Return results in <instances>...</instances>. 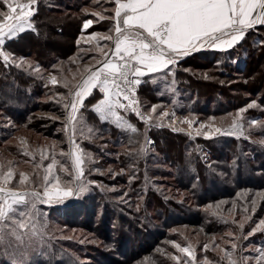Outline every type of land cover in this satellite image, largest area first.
<instances>
[{
  "label": "rangeland",
  "instance_id": "374dc122",
  "mask_svg": "<svg viewBox=\"0 0 264 264\" xmlns=\"http://www.w3.org/2000/svg\"><path fill=\"white\" fill-rule=\"evenodd\" d=\"M22 2H26V0H22ZM46 2L52 5L55 4V0H45V3ZM72 2L75 1H71V3ZM78 2H87L84 3L87 4V6L81 10L84 15L82 26L86 20H92L93 23L88 27L90 31L96 24H98L99 28H106L109 26L110 29L112 27V21L107 19L101 20L99 16L93 15L94 12L102 13L105 16L113 15L111 11H104L105 9L112 8V0H79ZM99 3L101 5H98ZM34 8L36 12L37 5H35ZM0 11H6V7L2 5V0H0ZM109 29H105V32L100 31L102 30L100 29L99 31L93 30L87 33L84 31L86 29L82 27L83 33L77 39L79 44L76 42L79 48L75 56L71 59L75 63H78L77 67L79 68L76 72L69 71L67 76H65L66 74L64 75V73H61V75L60 71H63L60 70L62 69L61 63H49L45 66L40 65L39 73L34 72L32 69L31 74L33 77L41 78L48 87L61 85L59 82L55 85L52 84L49 79L50 75H56L58 81L63 80L62 76H64V78H68L69 76L70 80L74 76L79 78L85 65L95 64L96 61L93 60V57L99 55L96 51H85L89 48L94 49L96 44V41L89 42L88 37L97 32L107 33ZM99 44L103 47L105 44H108V42L100 40ZM78 54L82 56L78 58ZM85 57H90V60L82 63V59L84 60ZM215 59L217 60L213 61L216 62L215 67H217L218 70H225L226 72L236 74L234 73L236 70H230V67L226 66L227 62H225V60L230 59L226 56L225 52L215 57ZM34 60L35 57L29 58L25 61V64L26 62H30L33 66L38 65ZM235 60L236 58L234 57L232 61ZM15 62L20 63V59H15ZM181 68L183 72H190L189 67H179L177 64L174 66L175 75L176 71ZM166 72L167 70L156 73L155 77L152 79L155 81L154 83H157L159 88L158 93H156L153 99L141 98L139 94L140 110L142 112L150 113L152 106H157V112L152 114L153 119L147 124L144 123V127H150L154 130H168L186 139V142L190 141L192 144L190 150L192 151L194 148L192 155L198 156L199 161L202 162L203 166L208 171L207 176H202L201 179L197 178L193 165L194 161L192 159L188 166L183 165L180 172L182 175L180 176L178 166L175 165L173 159L168 158L169 161L164 158L157 151L159 146L155 144L154 139L151 137L145 139L144 142L143 139H141V143L137 138L131 139L128 137L125 141L119 137L116 139L109 137V135L105 134L108 131L101 127L102 123H97V121H95L97 114L92 111V106L97 103L100 98H98L99 94L93 91L92 99L89 103L85 104V109L82 112L84 122L88 127L93 129V133L91 134L92 138H84L80 135L78 130L75 136V143L79 144L85 154V162L82 165L84 174L80 177V181L88 185V191L105 192V195L101 199H97V204L93 203L94 207L92 208H94L96 212V218L93 220L94 226L91 228L88 225L91 223L90 220L82 225L76 224L75 220H73V223L70 225H67L64 221H61L59 224H53L55 221L51 223L47 220V214L50 213V206L39 205L41 213L47 221L48 228L53 224L52 229L56 235L55 240L58 242L59 246L64 248L65 252L60 256H56V254H54L55 256H50L48 251L44 249L46 245H48L45 244V240L43 247L40 246L39 242L33 241V245L38 251L32 254V264H49L50 260L59 257L60 259L58 260L61 261L60 264L66 263V261L63 262L62 260L68 257H71L70 260H76L77 263L75 264H185V261L189 258L174 248L171 242L179 243L182 247L191 245L196 256V264H201L205 257H207L211 264H227V260L223 259L224 253L220 251V249L232 251V243L238 245L234 253V259L241 256L255 257L257 255L255 249L264 248V232L257 231L254 235L247 236V233L251 231L261 219H264V198L258 196V194L264 193V187H249L256 186L258 183L259 185L264 184V172L262 170L264 156L257 151L258 148L264 150V143L260 142L264 140V129H262L260 125H253L250 128L248 124L251 120L264 123V97H254L255 99L253 102H255L258 107L251 108L242 113V122L244 123L245 132L248 136L247 139H245L244 136L237 138L235 135H221L215 132L214 129L217 127L225 130L230 129L233 120L237 118L238 110L245 107L243 105L236 106L228 113L219 115L204 112L201 109L207 111V106L202 105L203 103H198L197 105L195 103V97L192 98V93L188 89L178 86L175 76L173 77L171 74L166 75ZM227 78V80L221 78L217 79L222 82V86H224L227 94L235 98H240L241 100L239 101H242L243 96L249 95L246 93L228 92L226 89L232 86L233 82H238V79L230 78V76H227ZM173 79L175 80V84H172ZM0 88L1 92H4L2 86ZM171 89L175 90L172 91ZM53 97L52 95L45 97V99L49 100L53 99ZM160 97H163L165 101H158ZM155 98H158V100ZM259 98L261 99L259 100ZM217 105L219 106V104H213L211 107H218ZM162 110L169 112L170 115L160 116ZM173 112H175L174 117L171 115ZM1 113L2 111H0V131L3 130L5 125H8L7 119L5 120ZM120 115L124 116L134 125L129 116H136L135 113L130 111L125 113L123 110H120ZM29 117L30 118L27 119V124L33 123L34 131H32V133L25 132L23 125H19L16 127V130L19 131L15 134V137L13 136L10 138L7 143L2 141L3 145L0 146V164H3L4 170H7L8 167L15 169L16 178L12 182V187L19 191L25 190V187H27L28 190H31L34 186L39 187L40 180L37 179V177H42L44 172L43 167L36 168L35 165L40 163L41 153L48 157L47 160L43 161L44 166L51 162L53 155L56 159L60 157L57 160L61 164V157L66 156L61 155V152L67 154V149L69 148L70 152L72 148L69 144V133L65 129V115L62 113L54 114L51 112L39 111L31 114ZM86 117L90 118L88 119L90 123L87 121ZM136 118L139 122H143L137 116ZM184 118L193 120L191 127H189L188 124L181 123V120ZM106 122L115 125V123L111 121ZM202 123L206 125L210 124L211 127L201 128L200 125ZM12 125L14 127L16 123H12ZM38 130L42 135H34L38 133ZM85 132H87V129H85ZM198 132L201 134L198 135ZM2 133L3 131L0 132V137ZM45 134L49 137H44ZM41 136L51 140V142L46 141L48 144L47 146H38L37 141L41 139ZM55 137H58L59 141L54 140ZM21 141H23V143ZM63 144L66 145L65 149H61L60 147ZM114 144L119 146L118 150L114 148ZM142 147L145 148L143 155L146 159L141 168L140 165L136 164L138 160L135 159V157H141L142 154H139L138 151L139 148L141 149ZM25 150L33 154L35 159H33V155H24L22 151ZM120 152L126 153L128 158H123L119 161ZM145 155L149 157L148 162V157ZM189 157H191V153H189ZM130 158L132 159L130 160ZM10 161L12 162L11 164H9ZM65 162H67V160ZM64 166L68 168V172L60 171V165L58 164L54 174L60 176L62 185L68 184L69 186H74L73 172L70 171L67 165ZM186 168L191 171L190 174H185L187 172ZM20 172H25L29 174L30 178L36 179V184L18 187ZM63 172L68 176V179H64L61 176ZM144 180L148 182L150 187L149 192L148 188L144 187ZM200 187L203 190L206 189V191H200ZM240 187L242 188L240 189ZM40 190L42 191V189ZM159 196L163 197L161 198L164 200L163 203L168 202L167 208L169 207V209L167 215H164V212H161L162 208L157 206L159 200H157V197ZM197 198H205L212 202H208L200 207L198 206L199 203L197 204V202H199ZM254 198L256 199V205L255 212L253 213L251 201ZM71 200L72 197L67 198V201ZM144 203H153L151 209L146 211L153 215L149 223L150 227L154 229L151 231V234L158 230H160V232L152 235L154 239L141 236L137 238L136 241H132L131 239L126 240L125 236H127V238L131 236L130 232L132 231L128 232L130 226L141 227L139 223L140 208ZM79 204H76L77 206L75 205V214L78 215L83 213V207H87V205L80 206ZM245 207L248 208V212L243 211ZM155 210L157 213L154 212ZM158 210L163 214L166 220H186V225L170 227L168 229L162 228L160 224H158L162 216L159 215ZM103 211L108 213V218L113 220L111 221L113 225L115 224L117 227L120 225L123 226V228L127 227L125 229L128 231L124 232L125 235H120L122 236L120 241H125V244L131 247V252L132 249H134V251L129 254L126 260L119 255L120 253L117 247V241L119 242V239L116 231H113L111 237L107 238V235H105L103 231L100 230V232L95 230L100 222ZM53 212L61 214L60 210H54ZM92 212L90 215L93 218L94 212ZM214 212L216 213L215 215L213 214ZM63 213L64 212L61 214L62 216ZM197 213H200V216L196 215ZM246 216H251V220H245L244 217ZM82 217H85V213ZM200 217L202 218L201 226L197 225L198 223L200 224ZM233 220H235L236 223H233ZM240 222L244 223V229H246V231L243 235L247 236V239H244L241 234L239 235L233 231V229L239 227ZM162 232L166 234L167 238H162L159 235ZM229 232L232 233L231 236L227 235ZM139 235L140 234H137V236ZM46 236L47 234H45V238ZM140 244H145V247L140 249ZM205 244L208 245L207 250L204 248ZM9 250L11 251V249ZM245 250H248L250 254L243 255L242 253ZM40 252H42V254ZM137 253H140L138 254L141 255L140 259H135L136 256L134 255ZM235 254H237V256ZM173 256L179 257L180 260L177 261L172 259ZM10 261L11 256L5 255L4 251L0 249V264H6V262L10 264ZM249 264H255V261H250Z\"/></svg>",
  "mask_w": 264,
  "mask_h": 264
},
{
  "label": "snow or ice",
  "instance_id": "6c2138e0",
  "mask_svg": "<svg viewBox=\"0 0 264 264\" xmlns=\"http://www.w3.org/2000/svg\"><path fill=\"white\" fill-rule=\"evenodd\" d=\"M38 0H2L6 11H0V58L5 66L15 65L23 67L25 61L21 58L16 63L13 55L4 51L6 40L17 38L18 34L32 29L31 18L35 15L34 6ZM114 7L105 9L113 15L105 16L94 12L101 20L113 21L112 27L107 33H93L88 41H96L95 48L85 51H96L100 58L93 57L95 64L85 65L79 78L75 76L69 80L64 78L57 80L56 75H50L52 84L58 82L67 89V95L61 94L65 109V129L69 133L71 151L67 155L72 161L76 171L77 183L74 186L63 184L58 174H54L57 165L60 171L68 172V168L53 155L51 162L46 166L43 161L48 157L41 153L40 163L36 168L43 167V176L39 187L28 190L25 186L35 185L36 179L30 178L25 172L19 173L18 187H25L19 191L12 187L16 178V171L12 167L4 170L0 164V249L5 255L11 256L10 264H32V254L37 252L33 241L39 242L43 247L44 236L47 231V221L44 218L39 205L61 203L69 197L88 191V185L80 181L83 176L84 152L79 144L75 143V136L79 133L84 138H92L93 129L84 122L81 109L85 106V99L93 96V90L98 89L103 98L92 106L101 122L111 121L122 130L138 133V129L132 125L120 110L129 111L147 124L153 119L152 114L157 112V106L153 105L150 113H144L139 108L137 88L143 82L144 77L151 74L165 73L175 76L174 66L184 57L202 49H214L227 51L245 40L246 34L257 26H264V0H112ZM93 23L86 20L83 27L87 29ZM110 42L103 47L99 41ZM79 44V41H77ZM172 66V67H170ZM55 67V66H54ZM28 69L39 73V65L27 64ZM155 82V81H153ZM175 84V80H172ZM174 91L175 89H171ZM126 102V103H125ZM258 107L255 102L249 103L245 108L237 112V118L233 120L230 129L215 128L214 131L221 135H235L237 138L244 136L245 132L242 113L248 109ZM169 112L161 111L160 116H169ZM175 116V112L171 114ZM181 123L192 126L193 120L184 118ZM249 127L260 125L264 129V123L256 120L248 122ZM201 128H210L211 125L201 124ZM87 129V132H85ZM198 135L201 133H197ZM23 143V141H21ZM264 143V140L260 141ZM147 143V141H146ZM141 153L145 148L140 149ZM24 155H33L24 151ZM33 159L35 156L33 155ZM12 162L10 161L9 164ZM35 175V174H34ZM42 189V191L40 190ZM264 198V193L258 194ZM252 212H255L256 199L251 201ZM248 212V208L243 209ZM216 214L215 212L213 213ZM251 220V216L244 217ZM233 223H236L233 220ZM241 235L244 239L254 235L257 231L264 232V219H261L247 233L243 235L244 223H239ZM227 235L231 236L229 232ZM173 247L189 259L185 264H196V256L191 245L182 247L179 243L171 242ZM232 251L220 249L224 253L223 259L227 264H264V248L255 249L257 255L241 256L234 259V253L238 245L231 244ZM207 250L208 245H204ZM11 249V251H9ZM42 254V253H41ZM179 261L180 258L173 256ZM201 264H211L207 257Z\"/></svg>",
  "mask_w": 264,
  "mask_h": 264
},
{
  "label": "trees",
  "instance_id": "16d2710c",
  "mask_svg": "<svg viewBox=\"0 0 264 264\" xmlns=\"http://www.w3.org/2000/svg\"><path fill=\"white\" fill-rule=\"evenodd\" d=\"M71 1H75L72 2ZM79 0H55V4H48L45 3V0H38L37 3V10L35 12V15L32 17V24L34 30H26L24 33L18 34L17 38L6 41L4 46V51L9 52L13 55L14 59H20L23 58L24 61L28 60L29 58L35 57V62L38 63V65L45 66L49 63H61L62 72L65 76H67V73L69 71H75L79 68L77 67L78 63H75L73 60H71L79 48V45L76 43L78 37L83 33L82 32V23L84 22L83 14L81 10L87 6V2L79 3ZM86 1V0H83ZM103 3V2H101ZM98 5H101L100 3ZM111 5V4H109ZM99 7V6H96ZM111 7H114L111 5ZM112 13V12H111ZM113 24V21H112ZM111 27V26H110ZM102 29V30H100ZM105 29H109V26L106 28H99L98 24L93 26L91 31H104ZM87 33L91 32L88 28L86 30ZM105 32V31H104ZM104 43V42H103ZM109 46L110 43L108 42ZM226 56L229 57L230 60H225L227 62V67H230V70H236V74H232L231 72H226L225 70H218L216 66V62H214L215 57H218V55H222L224 53H218L213 52L210 50L202 49L200 51L194 52L191 55L184 57L182 60L179 61L178 66L179 67H189L190 72L186 73L183 72L182 68L176 71V83H178V86L184 87L185 89H188L192 93V98L195 97L196 101L195 103L198 105V103H203L202 105L207 106L205 111L204 109H201L204 112L211 113L214 115H219L223 113H228L231 111V109H234L236 106L243 105L244 107L247 106V104L252 103L255 99L254 97L258 96L263 98L264 97V26H257L255 29L251 30L249 33L246 34V38L244 41H242L240 44L236 45L233 49L226 51ZM82 56L81 54H78L77 57L79 58ZM238 56V57H237ZM91 57V56H90ZM90 57H85L84 60L82 59V63H85L87 60H90ZM97 58H100L99 55L95 56ZM236 58L235 61H232ZM76 59V58H75ZM214 60V61H213ZM76 61V60H75ZM213 61V62H212ZM212 62V63H211ZM30 62H26L23 67L17 68L15 65H9L5 66L2 58H0V87L4 89V92H1L0 88V111H2V116L4 119L8 122V125H5L3 128V133L0 137V146L3 145L2 141L7 143L10 138L13 136L15 137V134L19 131L16 130V127L19 125H23L25 132H31L34 131L33 123L27 124V119H29L31 114L37 113L39 111L44 112H51L54 114L62 113L65 115V109L63 107V101L60 100L61 94L67 95V89L62 87L61 85L54 87H48L46 83L39 77H33L31 74L32 69L27 68V64ZM96 63V62H95ZM32 64V63H30ZM46 68V67H45ZM57 73V72H56ZM231 73V74H229ZM59 74V75H60ZM62 75V74H61ZM227 76L233 79H238V82L234 83L233 85L228 87L226 90L228 92H238V93H246L249 95H246L245 97H242V101L240 98H235L234 96H231L230 94H227L225 91L224 86H222V82L218 81V78L221 79H228ZM155 77V74H151L149 77H144L143 82L140 85L139 94L140 97H145L146 99H153L155 97L156 93H158V85L157 83L152 82L153 78ZM64 79V76H62ZM72 78V77H71ZM68 79L70 80L69 76ZM220 82V83H219ZM242 83V84H241ZM94 93L99 94L98 98H102V95L98 89L94 90ZM57 94V95H54ZM54 96L53 99H45V97ZM219 97V98H216ZM241 97V96H239ZM259 98V100L261 99ZM92 99V97L86 98L85 104L89 103V101ZM158 100V98H155ZM264 100V98H263ZM158 101L164 102V98L160 97ZM213 104H219L218 107H211ZM264 104V102H263ZM84 108L81 110L83 112ZM250 110V109H248ZM199 111V110H198ZM258 114V113H257ZM132 123H134L135 127L138 129V133L133 134L130 131L122 130L121 128L117 127L116 125L109 124L107 122H101L96 116L95 121L101 122V127L108 131L105 134L109 135V137L116 139L117 137L127 140V138L135 139L137 138L140 142L141 139H143V142L148 137H151L154 139V142L156 145L159 146L158 152L166 159H173L175 165L178 166V172L180 173L182 170L183 165H187L190 163V160L192 159L195 174H197V178L201 179L202 176H207V169L203 166L202 162L199 161L198 156L192 155L194 152V148L191 151L190 148L192 147L191 142L187 141L186 139L178 136L177 134H173L169 132L168 130H154L150 127H144V122H139L135 115H130ZM87 118V117H86ZM87 118V121L90 123ZM86 121V122H87ZM16 123V126L13 127L12 123ZM88 123V124H89ZM21 129V128H20ZM0 131V132H2ZM124 131V132H123ZM24 132V133H25ZM37 134L34 135H40V131H37ZM42 135V134H41ZM44 137H49L47 134H45ZM34 138V137H33ZM51 138V137H50ZM32 139V135H31ZM44 140V142H43ZM54 140H58V137H55ZM50 141L46 138H43L41 136V139L37 141L38 146H47V142ZM141 143V142H140ZM32 144V143H31ZM130 145V144H129ZM189 146V147H188ZM10 147V146H9ZM61 149H65L66 145L63 144L60 146ZM114 148L118 150L119 146L117 144H114ZM69 153V148L67 149ZM257 151L264 156V150L257 149ZM24 152V151H22ZM219 152V150H218ZM139 154H142L140 158L135 157L138 161L136 162L137 165H140L142 168V164H144V160L146 159L141 153L140 148L138 151ZM189 153H191V157H189ZM148 157L147 155H145ZM195 157V159H194ZM60 157H57L59 159ZM123 158H128L126 156V153H119V161ZM132 158H130L131 160ZM168 159V160H169ZM264 159V158H263ZM67 160V162H65ZM149 160V157L147 158V162ZM170 161V160H169ZM61 164L67 165L71 172H73L74 181L73 185L77 183L76 178V171L75 168L72 165V161L69 156H63L61 157ZM262 170L264 172V160L262 162ZM187 172L185 174H190L191 171L187 169ZM182 173H180V176ZM61 176L64 179H68V176L65 175V173H61ZM189 181V179H188ZM190 183V182H189ZM202 183V181H201ZM143 184L145 185V188H148L149 192V185L148 182L144 180ZM264 187V184H256V186H249V187ZM27 188V187H26ZM242 187H240L241 189ZM90 190V189H89ZM200 191L205 192L206 189H202L200 187ZM105 195V192H95V191H87L85 193H79L72 197L71 201L64 200L61 203H55L50 206L49 212L47 214V220L51 223H57L59 224L61 221L66 222L67 225H70L73 223V220H75L76 224H85L90 220L91 223H89V227H93L94 223L93 220L96 218V212L94 210V204H97V199H101ZM242 196V195H241ZM163 197L159 196L157 197L158 205L162 208L161 212H164V215H167L168 213V202L163 203ZM104 199V198H103ZM198 199V198H197ZM199 202H197L198 206H204L208 202H212L209 200H206L205 198H199ZM242 200V199H241ZM216 201V200H215ZM80 203V204H79ZM76 204H79L80 206L87 205L86 208H82L83 213L80 215L75 214L76 211ZM153 203H144L142 207L140 208V217H139V223L142 227H136V226H130L128 230L123 228V226L118 225V227L111 223V219L108 218V213L103 211L102 216L100 218V222L95 228L96 231H103L105 235H107V238H110L113 231H116L118 234V252L120 253L121 257L126 260L130 253L134 251L131 247H129L127 244H125V241H120V238L125 235L124 232L132 231L131 236L127 238L125 236L126 240H132L136 241L137 238L142 237H148L150 239H154V236H152L154 233H159L160 230L153 232L151 234V231L154 230L150 227L151 218L153 215L146 212L147 210L151 209V205ZM76 205V206H75ZM90 206V207H88ZM93 209V210H92ZM160 209V208H159ZM179 209V208H177ZM54 210H60L61 214L63 213V216L58 212H53ZM94 212V217L92 218L90 213ZM159 211V210H158ZM92 212V213H93ZM156 212V210L154 211ZM159 211V215H162L159 219L158 224L162 228H170L175 226H182L186 225V220H171L164 218L163 214ZM85 213V217L83 218V214ZM157 213V212H156ZM196 215L200 216V213H197ZM88 216V217H87ZM87 217V218H86ZM86 218V219H85ZM83 219V220H82ZM83 221V222H82ZM202 218L200 217V224L197 225L201 226ZM53 224H51V228L47 227V236L45 240L46 248H44L46 251H48V254L51 256H55L54 254L61 255L64 253V248L58 245V242L55 240L56 235L52 229ZM112 229V230H111ZM122 229V230H121ZM100 231V232H101ZM234 232L241 234L240 228L233 229ZM238 231V232H237ZM246 231V229H243V233ZM137 234H140L137 236ZM162 238H167L166 234L163 232L159 234ZM124 237V236H123ZM141 240V239H139ZM140 244V249L145 247V244ZM10 251V250H9ZM45 251V252H46ZM136 251V250H135ZM2 253V252H1ZM42 253V252H40ZM140 253L135 254V259H140L141 255H138ZM243 255H249L250 252L248 250L243 251ZM41 255V254H40ZM138 255V256H137ZM237 256V254H235ZM41 257V256H40ZM71 258V257H70ZM68 257L67 259L63 258V262L66 261V263L61 264H75L77 263L76 260L72 259L70 260ZM60 259H52L49 261L53 264H60ZM7 264V262H6Z\"/></svg>",
  "mask_w": 264,
  "mask_h": 264
},
{
  "label": "crops",
  "instance_id": "0c3cea01",
  "mask_svg": "<svg viewBox=\"0 0 264 264\" xmlns=\"http://www.w3.org/2000/svg\"><path fill=\"white\" fill-rule=\"evenodd\" d=\"M31 23H32V18H31ZM27 30H31V29H27ZM7 41V40H6ZM207 50H210V51H213V52H218V53H224V52H226V51H219V50H214V49H208V48H206ZM229 50H231V49H229ZM229 50H227V51H229ZM143 79V78H142ZM94 90H96V89H94ZM93 90V91H94ZM102 94V93H101ZM102 98H103V95H102ZM101 98V99H102Z\"/></svg>",
  "mask_w": 264,
  "mask_h": 264
},
{
  "label": "built area",
  "instance_id": "2783aa9c",
  "mask_svg": "<svg viewBox=\"0 0 264 264\" xmlns=\"http://www.w3.org/2000/svg\"><path fill=\"white\" fill-rule=\"evenodd\" d=\"M141 85V84H140ZM140 85L138 86V88H137V98H138V100H139V90H140ZM139 108H140V102H139Z\"/></svg>",
  "mask_w": 264,
  "mask_h": 264
}]
</instances>
